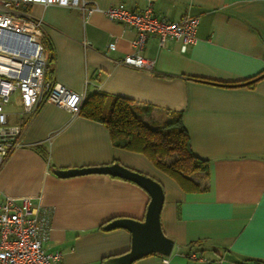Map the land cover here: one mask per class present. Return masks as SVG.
<instances>
[{
	"label": "crops",
	"instance_id": "obj_1",
	"mask_svg": "<svg viewBox=\"0 0 264 264\" xmlns=\"http://www.w3.org/2000/svg\"><path fill=\"white\" fill-rule=\"evenodd\" d=\"M85 1L100 10L124 4L140 11L149 0ZM153 7L168 20L191 16L199 24L197 42L185 53L177 41L160 47L150 36L140 53L153 62L150 71L121 64L133 53L136 32L102 12L83 16L34 4L29 13L42 22L58 84L85 97L102 92L150 107L154 124L182 114L193 153L209 163L194 177L201 189L185 191L145 154L114 147L102 123L51 104L30 115L12 105L15 112H6L21 127V146L0 167V206L30 199L48 209L42 246L60 252V264H104L131 247L127 230L104 226L143 220L149 195L109 175L60 178L54 171L119 163L162 186L160 224L173 241L169 257L152 254L133 264H264V77L253 87L239 85L264 73V0H153ZM193 253L203 261L187 256Z\"/></svg>",
	"mask_w": 264,
	"mask_h": 264
},
{
	"label": "built area",
	"instance_id": "obj_2",
	"mask_svg": "<svg viewBox=\"0 0 264 264\" xmlns=\"http://www.w3.org/2000/svg\"><path fill=\"white\" fill-rule=\"evenodd\" d=\"M34 4L78 10L83 16L102 12L109 20L131 27L136 32L131 42L133 53L121 64L140 70L153 68V62L140 55L150 36L157 37L160 47L168 40L179 42L182 53L197 42V17L185 16L175 22L155 15L153 0L140 11L124 4L100 10L85 0H0V167L21 146V127L8 121L9 105L20 108L22 115L34 113L42 104L79 115L85 98L47 77L49 55L42 43L43 25L29 13ZM114 49L110 43L107 51ZM49 232L48 209L35 207L30 199L20 203L6 200L0 206V264H60L62 254L48 253L42 246ZM191 258L203 261L195 254Z\"/></svg>",
	"mask_w": 264,
	"mask_h": 264
},
{
	"label": "trees",
	"instance_id": "obj_3",
	"mask_svg": "<svg viewBox=\"0 0 264 264\" xmlns=\"http://www.w3.org/2000/svg\"><path fill=\"white\" fill-rule=\"evenodd\" d=\"M42 43L48 52L44 38ZM51 62L49 56L48 78H51ZM262 77L264 73H259L239 85L253 87ZM151 110L150 107L133 105L123 97L94 92L84 98L79 115L104 124L114 147L143 153L158 169L174 178L185 191L200 190L194 177L207 173L209 163L193 153L182 114L169 113L165 122L154 124L150 123ZM193 254L202 257L201 253ZM193 254L187 256L191 258ZM203 262L208 263L206 260Z\"/></svg>",
	"mask_w": 264,
	"mask_h": 264
},
{
	"label": "water",
	"instance_id": "obj_4",
	"mask_svg": "<svg viewBox=\"0 0 264 264\" xmlns=\"http://www.w3.org/2000/svg\"><path fill=\"white\" fill-rule=\"evenodd\" d=\"M54 174L60 178L91 174L109 175L134 183L144 189L149 195V202L143 220L115 219L104 226L106 231L124 229L131 234L129 251L122 256L107 260L104 264H133L152 254H158L163 257L170 256L173 241L164 235L160 224V216L164 204V191L159 182L119 163L101 167L56 170Z\"/></svg>",
	"mask_w": 264,
	"mask_h": 264
},
{
	"label": "rangeland",
	"instance_id": "obj_5",
	"mask_svg": "<svg viewBox=\"0 0 264 264\" xmlns=\"http://www.w3.org/2000/svg\"><path fill=\"white\" fill-rule=\"evenodd\" d=\"M3 55L6 56L5 54H3ZM8 109H10L12 112H15V109H14V107L12 105H9Z\"/></svg>",
	"mask_w": 264,
	"mask_h": 264
}]
</instances>
